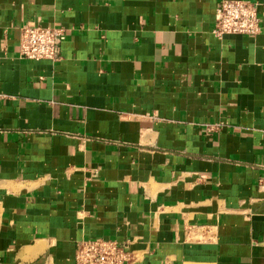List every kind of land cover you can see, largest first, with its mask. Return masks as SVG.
<instances>
[{
  "label": "crops",
  "instance_id": "crops-1",
  "mask_svg": "<svg viewBox=\"0 0 264 264\" xmlns=\"http://www.w3.org/2000/svg\"><path fill=\"white\" fill-rule=\"evenodd\" d=\"M219 1L0 0V264H264V0L222 42ZM29 23L59 62L20 57Z\"/></svg>",
  "mask_w": 264,
  "mask_h": 264
},
{
  "label": "built area",
  "instance_id": "built-area-1",
  "mask_svg": "<svg viewBox=\"0 0 264 264\" xmlns=\"http://www.w3.org/2000/svg\"><path fill=\"white\" fill-rule=\"evenodd\" d=\"M258 8L257 3L250 1L220 0L212 35L219 42L230 36H259L262 25ZM20 31L19 54L22 59L52 63L61 60V47L67 37L66 29L29 23L21 27ZM224 126L213 125L208 127V131H216ZM132 245L130 242L119 243L105 239L83 240L77 244L75 264H133L137 260Z\"/></svg>",
  "mask_w": 264,
  "mask_h": 264
}]
</instances>
